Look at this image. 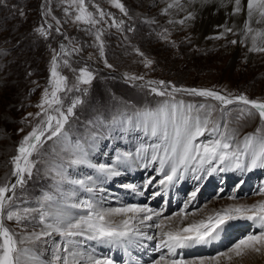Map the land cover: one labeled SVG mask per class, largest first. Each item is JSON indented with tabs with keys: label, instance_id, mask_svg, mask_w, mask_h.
I'll list each match as a JSON object with an SVG mask.
<instances>
[{
	"label": "snow or ice",
	"instance_id": "obj_1",
	"mask_svg": "<svg viewBox=\"0 0 264 264\" xmlns=\"http://www.w3.org/2000/svg\"><path fill=\"white\" fill-rule=\"evenodd\" d=\"M111 2L121 12L127 15L125 5L121 0H111ZM195 3V0H189ZM201 3L207 4L210 0H200ZM224 0H221L223 4ZM5 0H0V5H4ZM67 3L68 8L64 11L69 12L70 7H75L76 14L74 20L88 26L91 31L92 27L103 22V18L111 13H105L98 9V16L89 11L85 0H62ZM233 4V15L244 13L246 19L243 28L240 29L244 41L251 42L250 51L264 53V0H228ZM182 7L179 0H173L164 9L167 12L170 8ZM183 10V9H182ZM51 9L48 10L50 12ZM45 12V15H48ZM23 16V11L20 12ZM194 14L188 12L185 20L193 19ZM181 20L180 23H185ZM58 23V21H57ZM115 23V22H114ZM123 22L115 23L119 28ZM49 29L52 25L47 26ZM36 31L44 37H48L50 32L43 26ZM60 32V28L55 29ZM162 33V37L167 39V35ZM233 32L232 27L224 26L223 36L226 33ZM102 32L97 29L95 32L96 40L99 42L101 54L103 55ZM218 36L217 38H220ZM236 44V40L230 41ZM65 51V46L61 45V53L53 56L51 61V76L49 92L45 89L41 102L37 105L40 112L35 115L43 116V119L29 132L21 141L17 148L18 154L11 158L13 164L12 176L16 177L15 183H6L0 186V264H41L37 255H30L31 249L19 247L26 245L33 240H39L44 236H49L52 232H57L63 237V247H58L53 259L48 264H114L110 257L97 258L93 254H84L79 251V247L85 240L98 241L109 245H132L139 244L142 239L157 240L156 251L163 252L159 258L152 261V264H221V261L231 262L234 257H242L247 253L264 252V200L254 204H234L226 208L213 209L210 214L204 215L200 219L189 220V216L195 213H188V202L180 212L171 216L162 217L158 212L147 205H127L117 208H100L90 200L80 203L65 205L59 211L45 210L44 202L41 203L40 209L20 208L14 203L16 199L15 192L18 186L22 187L25 181V174L30 178L36 162L31 160L33 153L39 151L48 140L59 138L64 133L65 125L69 122V117L74 116V109L77 105L82 104L83 100L75 97L71 100L66 111L64 110V98L61 93L71 91L68 87V77L62 75L58 70L60 57ZM76 51V49H73ZM143 55V53H140ZM63 65L70 67L69 61L64 59ZM151 64L152 61H147ZM108 67H112L110 64ZM76 71V69H72ZM94 74L87 67L79 69V75L76 76V84L73 85L79 91V85H90ZM131 80H143V77H130ZM150 91L161 97H170L164 100L157 108H146L136 113L141 117V125L153 137H162L167 146L160 151L154 152L151 157L152 161L159 162V171L164 173L165 166L169 167V172L164 174V178L159 181L161 185L172 183L174 179L182 178V170H191L202 172L210 175L217 170L224 171L234 166L235 168H251L257 166L264 167V101L250 99L247 95L240 94L232 96L231 94H221L213 89L185 88L178 87L171 82L149 81ZM87 91V89H85ZM188 93L193 96L209 98L219 102V109L212 104H200L197 106L188 104L184 105L183 101L175 102L174 93ZM242 105L237 107L236 120L242 121L247 118H257L261 127L257 128L256 133L248 134L244 137L243 147L236 143L235 129L229 128V121L224 120V116L230 115L229 105ZM183 106V110H181ZM203 111H200V110ZM219 111L222 116L217 119L213 117V112ZM55 113V114H53ZM33 115L29 113V116ZM221 121H223L221 123ZM171 128V132L169 131ZM23 131V129H21ZM202 137H209L200 139ZM170 141V142H169ZM160 152L163 154L161 155ZM75 159L70 161L71 165H88L94 167L104 176L111 177L119 175L113 167L106 165H93L87 158V153L83 149H78L74 154ZM130 153H124L123 158L129 157ZM249 159V165L245 164V159ZM121 157H117L120 160ZM207 166V167H206ZM61 181L67 178L63 171L57 172ZM200 179V176L196 177ZM68 183L80 185L89 193L94 189L86 187L89 181L83 179L68 180ZM151 183V180H149ZM132 187V186H129ZM198 191V189H197ZM11 193V195H8ZM159 194V193H157ZM194 191L191 196H196ZM264 194V186L257 193ZM235 199V196L232 197ZM53 197L45 196L44 201H51ZM84 208V215L73 216L70 214L71 209ZM201 211V210H197ZM38 212L39 220L44 225L40 233H17L11 229L6 222L15 221L17 225H24L30 219H34L33 213ZM120 217V219H116ZM154 217L156 222H154ZM51 219L52 222L47 221ZM235 220H247L253 222L257 231L249 233L224 252L217 253L212 257H196L186 259L183 252H178L189 247L208 244L219 238L225 227ZM185 221H188L185 223ZM151 222V223H150ZM141 226L146 228H155L156 234L149 235L142 230ZM17 236H21L18 241Z\"/></svg>",
	"mask_w": 264,
	"mask_h": 264
},
{
	"label": "rangeland",
	"instance_id": "obj_2",
	"mask_svg": "<svg viewBox=\"0 0 264 264\" xmlns=\"http://www.w3.org/2000/svg\"><path fill=\"white\" fill-rule=\"evenodd\" d=\"M121 2L125 5L127 15L116 8L111 0H85L88 10L97 16V5L105 13L112 14L106 15L103 22L92 27L91 31L87 25L74 20L75 7H70L67 13L64 11L69 5L62 3V0H5L4 5H0V186L14 183V178L16 180L12 176L14 166L11 158L18 154L17 148L23 138L43 119V116L35 115L40 112L37 105L41 102L45 89L52 91L49 84L51 61L61 51V42L68 44L66 48L70 53H63L58 57V70L68 77V87L72 89L60 94L64 98L63 108L66 111L75 97L83 100L74 109L75 115L70 116L65 125V129L76 140L77 135L81 137L95 129L93 122L123 111L130 112L127 109H143L149 103L170 99L151 93L149 81L163 80L178 87L213 89L232 96L244 94L250 99L264 101V53L255 52V55H259V60L255 57L248 59L243 52L232 60V53L220 46L197 44L192 25L168 23L153 6L149 11L157 20L149 21L136 13V0ZM21 11L23 16L20 15ZM45 20H50L51 23H46ZM52 21H58L60 32L55 31ZM121 21L123 23L117 28L115 23ZM49 24L52 25L51 29L47 27ZM41 26L50 32L48 37L41 36L36 31ZM97 29L102 32L103 55L95 37ZM165 30L167 39L161 35ZM230 34L226 44L238 46V42L230 43L236 40L235 34ZM241 48L244 49L242 45ZM64 59L69 61L70 67L63 65ZM149 60L152 61L151 64L147 63ZM109 64L112 67H108ZM83 67L92 71L94 78L90 85L80 84L77 91L73 85L76 84L79 69ZM135 76L143 77V80L129 79ZM173 95L175 98L186 99L181 100L192 101L196 106L210 103L217 109L221 107L219 102L209 98L184 92ZM237 107L242 105L227 106L230 112L233 111L231 120L236 121ZM29 113L33 115L29 116ZM221 116V112L215 111L214 118L219 119ZM224 120L229 121L228 115L224 116ZM240 122L245 125L246 119ZM260 127L257 117L252 131ZM129 137L121 136L119 140ZM57 140L58 138L48 140L30 158L36 162L32 176L29 178L25 174L26 183L22 187L18 186L15 192L14 203L20 208L40 209L39 198L48 194L42 193L43 190L55 189L54 184L58 181L45 172L44 163L47 160H64L66 164H70L69 150L57 147ZM53 198L57 200L54 196ZM32 215L35 218L26 222V227L17 225L15 221L6 223L17 233H40L44 225L39 220L38 212ZM20 239L21 236H17V240ZM18 246L27 247L28 243ZM32 247L48 264L58 247H63L62 236L52 232L39 239Z\"/></svg>",
	"mask_w": 264,
	"mask_h": 264
},
{
	"label": "bare ground",
	"instance_id": "obj_3",
	"mask_svg": "<svg viewBox=\"0 0 264 264\" xmlns=\"http://www.w3.org/2000/svg\"><path fill=\"white\" fill-rule=\"evenodd\" d=\"M136 1H137L136 13L140 14L141 16H143L145 19H147L149 21L157 20L156 17L154 16V14L149 11V8H151V6H153L154 8H157V10H159V12L161 13V16L168 23H171V24H181L180 21L185 20V17L187 16L188 12H192L194 14V18L185 20L184 24H186V26L192 25L193 29H195V42L197 44H201V46L206 44L210 47L220 46L223 49L230 51L232 53V60L233 59L235 60L238 56H240L242 54V52L246 56V58H248V59L255 57L256 60H259V55H255V52H252L249 50L250 46H251L250 40L244 41V37L240 33V29L243 28V23H244V20L246 19L245 14L241 13L240 15H233L234 6H233V4L228 3V0H224L223 4L221 3V0H210V2L207 4L201 3L200 0H195V3H190L189 0H179L182 7H173V8H170L167 12H165L164 9L168 6V4L173 3V0H136ZM225 25L228 27H232L233 32H229V33L224 34L223 36H220V34L224 32V26ZM230 33L235 34L236 41L239 43L238 46L233 47V46H229L226 44L228 38L231 36ZM218 36H220V38H217ZM241 45L244 47V49L241 48ZM179 101H183L185 106L188 104H192V105L196 106V104H194L190 101H185V100H181V99L175 100V102H179ZM205 104H207V103H205ZM212 105H214V104H212ZM198 106H197V108H198ZM181 110H183V106H182ZM200 111H203V110L201 109ZM214 113L215 112H213V117H214ZM133 116H136V113H133ZM232 116H233V111H231V114L228 115V119L230 122L229 128L236 130L235 131V136L237 138L236 143L241 145L245 136H247L248 134H253L252 133L253 132L252 131V129H253L252 125L255 124L257 118L246 119L245 125H242V124H240L241 123L240 121L231 120ZM70 140H72V139L69 137L68 134H66V135H63L62 137L58 138V140L55 142V145L59 148L66 147L72 153V155L74 157H75L74 154L77 153L78 149H83V151L87 153L88 160L92 159L91 156H88L89 155L88 151H86L80 145L74 144ZM132 140H133V137L130 136L129 138H121L120 142L121 143H128L129 141H132ZM155 145L156 146L153 148L154 152L156 151V149L158 147L157 143H155ZM90 147H92V146L90 145ZM160 154L162 155L163 153L160 152ZM44 165H45V167H44L45 172L47 174L53 175L54 177L57 176V172L63 170L62 165H60L54 161H51V160H47L44 163ZM80 166L81 165H78V167H80ZM154 166H159V162L158 161H155V163L151 162L150 164L145 166V169L148 170V169L153 168ZM87 171H88V173L93 172V170L89 167H87ZM157 172L160 176V179H159V181H160L164 178V174L169 172V167L167 165L165 166L164 173H161L159 171V168H158ZM182 172H184V171L182 170ZM197 173H199V172H197ZM119 176H120V174L116 175V176H111V178H112L111 182L115 181L116 178ZM214 176H212V177H214ZM13 181L15 183V178L13 179ZM159 181L155 182V183L160 184ZM97 182H100V181L93 182L92 185H94L96 187L95 188V199H96V205L98 207L107 209V208H117V207L132 205V203H127V202H121V203H119V206H117L115 204L112 205L108 199H110L114 196L111 195V193H109L108 187L105 188L103 186V187H100L97 189V187L99 186V184ZM175 185H176V179H174V181L172 183H167L165 185L160 184V186L162 187V190H160V191H157V192L153 191L151 185L148 187V190L153 191L152 192L153 199H155L161 195H164L166 197L172 198L173 200H176L178 198L177 195L171 192V190L174 188ZM112 192H114V190H112ZM157 193H159V194H157ZM45 196H51V195L47 194ZM45 196H42L41 198H39L41 200V203L44 202L45 210H49V208H50L51 211H59L60 209H62L64 207V205L62 204L61 201H60L61 203L58 202L59 201L58 199H57L58 200L57 201L56 199L53 198L51 201L45 202L44 201ZM40 200H39V202H40ZM247 200L250 201L251 199L248 198ZM243 203H244V199H231L229 196L228 197L227 196L226 197L218 196V197H215L214 199H212L206 205L199 208V210H201V211H197L198 210L197 209V210L186 211V212L195 213V215L189 216V220H193V219L198 220V219L202 218L204 215L210 214L213 209H217L218 207L226 208L229 204L234 205V204H243ZM137 205H147L150 208L155 210V208L152 207L147 202L142 203V204H137ZM158 212H160V211H158ZM178 212L179 211L170 212V213H165V212L162 213L161 212L162 213L161 218L171 216L172 214L178 213ZM70 214L73 216H79V214L76 213V211L74 209L70 210ZM81 215H84V214L82 213ZM116 219H120V217H117ZM47 222L51 223L52 220L49 219ZM154 222H156L155 217H154ZM187 222L188 221H185V223H187ZM242 222H243L242 220H239L237 222L232 221L228 225L231 226V225H236V224H242ZM141 228H142V230L146 231L149 235H154V234H156V231H157L155 228H146L144 226H141ZM237 241H235L234 243H236ZM37 242H38V240H33V241H31V243H32L31 245H30V243H28L27 248L32 250L30 255H37L39 257L41 264H47L46 261L43 260V258H41L40 255L37 254V252L35 251V248L32 247V245H34V243H37ZM234 243L229 244L227 246H224L223 248H221L219 251H217L215 253L200 255V256H193L190 259H193L196 257L216 256L217 253L226 251ZM24 247H26V246H24ZM200 247H201L200 245L194 246V248H200ZM79 251H81L84 254H90L86 248L81 247V246L79 247ZM95 256L97 258H103L104 257V256H99V255H95ZM117 264H119V263L117 262ZM221 264H264V252H261L258 254L250 252V253L245 254L242 257H234L231 262L221 261Z\"/></svg>",
	"mask_w": 264,
	"mask_h": 264
}]
</instances>
